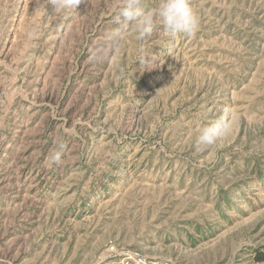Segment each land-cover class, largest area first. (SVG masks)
<instances>
[{"label":"rangeland","instance_id":"1","mask_svg":"<svg viewBox=\"0 0 264 264\" xmlns=\"http://www.w3.org/2000/svg\"><path fill=\"white\" fill-rule=\"evenodd\" d=\"M120 3L0 0V264H264V0L114 45Z\"/></svg>","mask_w":264,"mask_h":264},{"label":"clouds","instance_id":"2","mask_svg":"<svg viewBox=\"0 0 264 264\" xmlns=\"http://www.w3.org/2000/svg\"><path fill=\"white\" fill-rule=\"evenodd\" d=\"M53 14L62 16L77 9L81 0H49ZM114 22L119 26L109 34L112 43L120 44L125 40V33L137 41H144L162 29L164 33L175 36L184 33L193 36L200 27V18L191 5V0H156L153 8H146L144 0H121ZM141 73L159 67L146 52L141 59ZM230 132L227 120L221 118L217 123L197 129L196 150L204 151L215 146L219 140ZM50 162L61 164L62 154L59 150L50 153Z\"/></svg>","mask_w":264,"mask_h":264},{"label":"built area","instance_id":"3","mask_svg":"<svg viewBox=\"0 0 264 264\" xmlns=\"http://www.w3.org/2000/svg\"><path fill=\"white\" fill-rule=\"evenodd\" d=\"M123 264H170V263L163 261V260H157V259L150 260L142 253L134 252V253L128 254L124 258Z\"/></svg>","mask_w":264,"mask_h":264}]
</instances>
